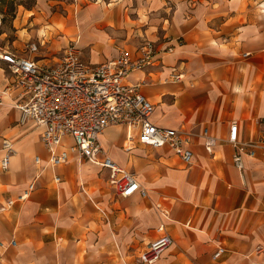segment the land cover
<instances>
[{"label":"crops","instance_id":"1","mask_svg":"<svg viewBox=\"0 0 264 264\" xmlns=\"http://www.w3.org/2000/svg\"><path fill=\"white\" fill-rule=\"evenodd\" d=\"M63 30L51 32L54 50L75 38L93 65L156 42L155 64L133 71L129 82L142 83L154 123L192 135V160L184 163L169 146L129 140V128L115 125L102 144L135 173L147 197L117 196L109 170L77 152L52 165L41 128L20 122L18 105L28 95L0 62V264H146L141 253L163 232L173 242L154 264H264V148L245 156L240 170L224 141L233 121L241 140L264 137V0H97ZM205 127L219 139L213 153L199 134ZM5 138L15 145L7 170ZM8 199L15 203L1 209ZM219 247L226 250L215 259Z\"/></svg>","mask_w":264,"mask_h":264},{"label":"built area","instance_id":"2","mask_svg":"<svg viewBox=\"0 0 264 264\" xmlns=\"http://www.w3.org/2000/svg\"><path fill=\"white\" fill-rule=\"evenodd\" d=\"M43 45L40 40L27 46L33 53ZM173 47L166 50L171 51ZM157 53L156 42L147 39L134 52L124 48L116 58L93 65L84 59L77 40L70 39L58 61L40 64L36 56L22 55L0 44V62L12 73L15 87L28 95V99L18 105L22 112L20 122L32 120L41 128V140L50 153V163L54 166L64 164L77 152L107 168L112 187L117 196L123 198L138 192L147 197L148 192L133 171L122 167L108 153L101 141L105 129L126 125L130 130L129 140L137 138L140 143L154 148L169 146L186 164L191 163L193 156L192 135L154 123L155 106L143 93L142 83L129 82L133 71L155 64ZM180 78L181 75L175 76V80ZM199 134L205 140L207 151L213 153L219 139L207 127ZM67 135L73 138L71 145L64 143ZM224 141L234 147L233 164L240 170L244 167L245 156L254 157L258 149L264 148V137L241 140L237 121L230 124L229 135ZM3 150L1 166L7 170L15 152L11 139L3 140ZM36 162H40V157H36ZM59 179L57 176L56 180ZM33 187L32 184L30 189ZM26 196L27 193L23 194L19 200ZM14 203L15 200L8 199L1 209ZM155 206L164 211L161 204ZM172 242V237L163 232L141 253L140 260L146 264L156 263ZM15 243L12 240V244ZM225 250L219 247L213 257L219 258Z\"/></svg>","mask_w":264,"mask_h":264},{"label":"rangeland","instance_id":"3","mask_svg":"<svg viewBox=\"0 0 264 264\" xmlns=\"http://www.w3.org/2000/svg\"><path fill=\"white\" fill-rule=\"evenodd\" d=\"M95 1L97 0H0V44L20 50L24 55L36 56L39 59L49 57L52 62L58 61L53 56L61 58L63 48L54 50L50 44L52 39H56L55 34L51 33L54 27L62 33H68V30H63L67 20L82 6ZM13 7L15 11L12 10ZM53 14L60 15V19L49 20ZM23 16L24 24L21 22ZM36 16L34 25L28 23V17L33 19ZM40 40L44 45L39 47L38 52L30 53L27 45L38 43Z\"/></svg>","mask_w":264,"mask_h":264},{"label":"trees","instance_id":"4","mask_svg":"<svg viewBox=\"0 0 264 264\" xmlns=\"http://www.w3.org/2000/svg\"><path fill=\"white\" fill-rule=\"evenodd\" d=\"M13 11H15V8L13 7V9H12Z\"/></svg>","mask_w":264,"mask_h":264},{"label":"bare ground","instance_id":"5","mask_svg":"<svg viewBox=\"0 0 264 264\" xmlns=\"http://www.w3.org/2000/svg\"><path fill=\"white\" fill-rule=\"evenodd\" d=\"M13 145H14V143H13ZM14 147H15V145H14Z\"/></svg>","mask_w":264,"mask_h":264}]
</instances>
